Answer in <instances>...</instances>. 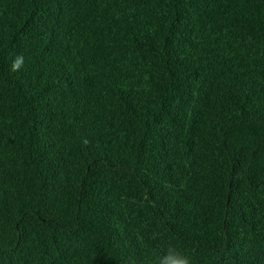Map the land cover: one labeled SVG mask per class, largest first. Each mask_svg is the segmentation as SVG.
Segmentation results:
<instances>
[{"label": "trees", "instance_id": "16d2710c", "mask_svg": "<svg viewBox=\"0 0 264 264\" xmlns=\"http://www.w3.org/2000/svg\"><path fill=\"white\" fill-rule=\"evenodd\" d=\"M170 246L264 264V0H0V264Z\"/></svg>", "mask_w": 264, "mask_h": 264}, {"label": "clouds", "instance_id": "9594fccd", "mask_svg": "<svg viewBox=\"0 0 264 264\" xmlns=\"http://www.w3.org/2000/svg\"><path fill=\"white\" fill-rule=\"evenodd\" d=\"M24 66L23 54H18L11 64V71H20ZM159 264H192L191 258L179 252L174 246H170L167 254L159 261Z\"/></svg>", "mask_w": 264, "mask_h": 264}]
</instances>
